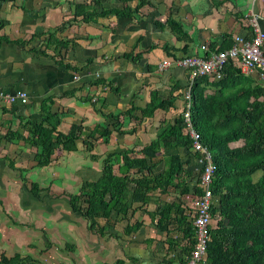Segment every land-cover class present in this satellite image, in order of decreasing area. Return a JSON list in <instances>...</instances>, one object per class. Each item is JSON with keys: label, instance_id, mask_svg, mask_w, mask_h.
<instances>
[{"label": "crops", "instance_id": "obj_1", "mask_svg": "<svg viewBox=\"0 0 264 264\" xmlns=\"http://www.w3.org/2000/svg\"><path fill=\"white\" fill-rule=\"evenodd\" d=\"M72 1L85 2L89 9L96 10L106 6H121L120 0H0V90L13 92L20 89L25 90L28 95V102L23 105L19 103L9 105L0 102V159L10 157L13 150L28 147L24 142H21L22 139H11L9 133L22 130V135L27 137L28 132L20 128V123L30 116L35 117L38 115L40 101L52 95V108L58 112H65L67 114L66 122H81L82 120L81 131L85 139L88 138L87 135L89 134L88 141L93 142V130L98 125L108 124L111 129L109 141L106 144L102 142L101 148L108 147L107 145L110 146L112 141L115 140L117 146L123 145L124 148L133 145L136 156L143 157L141 149L149 148L162 130L160 122L171 121L175 115H179L182 109L181 87H186L188 82L187 73L183 69L172 66L163 72H158L157 61L160 58L164 59L176 56L179 52L182 53V45L187 42L177 39L168 28L162 30L155 28L154 21L157 20L163 24V19L167 20L170 15H174L176 17H174V20L180 23L188 33L189 38L191 37V42L187 43V45L191 43L187 49V54L195 51L199 54L197 46L202 43L213 47L221 45L226 47L230 45L231 37L234 34L249 33V26L247 29L242 22L247 20L246 17L249 14H257L264 26V0H148L150 5L142 6L141 10L134 14L129 23H120L119 19L123 18L117 19L113 16L97 18L94 22H84L79 17L74 19L73 10L70 6ZM132 5H134V1ZM63 23H65L64 27ZM58 26L62 28L57 30L55 37L60 40L67 39L71 41L67 46L61 48L59 57H64L70 65L74 64L76 67L87 69L90 75L95 73L99 69L98 67L105 65L102 63L104 61H99L100 56H97L99 52L103 54L109 52L112 55L114 54L113 56L116 55L117 49H120L119 53L121 54L128 52V49L126 50L123 45V41L107 43L108 46L105 49L107 52L98 49L103 40L106 42L104 36L111 34L112 31L109 27H113L112 29L117 36L120 35L118 39L125 38L124 35H134V59L132 60L134 65H128V75L123 77V79L126 78L128 81H132V85L124 88L118 86L120 84L114 79V76H108L111 71L109 69L111 67L110 63H108L110 67H106V71L101 75L105 84H94L96 79H93L92 76L87 77L86 74L80 81H74L72 77L75 72L72 73V70L59 66L51 57L54 53L55 41H50V46H47V44L45 46L47 36L44 33L54 31ZM34 34L37 36L32 37ZM4 37H6V40H4ZM224 37L225 39H223ZM24 39L28 41L24 44L18 42V40ZM108 42L110 41L108 40ZM91 44L96 45L93 53L88 47ZM40 50L46 51V55L40 53ZM182 55L186 54L182 53ZM117 59L120 60L119 57ZM87 60H91V62L87 63ZM82 69L78 73H82ZM238 72L240 71L238 70ZM253 73L243 74L252 75ZM255 79L257 82L259 77L256 76ZM79 82L83 84L82 89ZM177 85L180 86V90L173 92L174 107L176 109H157L152 117L144 118L141 121H128L126 119V121H123V125H127V127L134 125V134H122L118 139L114 137L113 134L116 132L114 133L112 130L113 123L108 122L104 118V114H116V112L131 105L139 108L144 107L149 102L153 91H157L161 99H166L172 86ZM56 86L61 87L60 91L54 92V90H57L55 89ZM69 91L72 92L71 95H68L67 92ZM92 95L99 96L97 103L89 101ZM96 109H98V112ZM171 110H174V112L171 113ZM79 112L83 113V118L78 115ZM134 114H139V111H134ZM78 117L82 119L80 120ZM118 125L117 123L115 126ZM98 139L102 140L101 138ZM242 144L243 140L233 142L230 146L238 147ZM79 145L82 146V149L78 151L83 157L86 148L85 146L83 148V143L80 144L79 142ZM103 149V152L100 151L102 155L108 152L106 148ZM162 150L163 147L161 146L153 157L146 158L147 164L157 162L153 170L154 174L161 173L164 168L163 158L160 155ZM178 150L181 157L185 158L186 152L181 148ZM93 154H97L96 151ZM70 155H73V153L63 155L58 163L49 165L48 170L53 168L54 165L59 167L62 163L63 167L61 166V168L65 169L68 176L66 179H70L74 174V169H76L75 165L69 166L68 163L66 164V158H71ZM84 161L85 163L82 162L84 169L88 170L91 167L93 171L98 170V167L94 169L93 164L97 166L100 162L99 159L98 161L84 159ZM86 162L90 164L87 165ZM5 168L8 169V172L2 171L0 173V205L1 201L3 202L2 199H6V202H9L8 206H12L10 201L7 200L8 198L12 199V196H9V190H6L8 185L12 183L10 181L3 182L2 176L12 174L15 179L16 177L20 179V176L18 172L17 174L14 171L10 173L12 169L9 166ZM45 170L44 172H47V169ZM80 170H83L82 166ZM199 170L198 160L196 158L191 159L184 164L183 170H181L183 172L181 173L185 174L182 180H190L192 186L198 179ZM187 172L191 173L190 177L187 176ZM59 174V170L56 171V169H52L51 174L47 172L50 178L48 183L53 185L52 179L62 177ZM31 175L35 176L32 181H37L38 173L34 171ZM137 175L139 173L136 174V177ZM77 176L84 177L80 174ZM180 177L176 176L175 180L177 181ZM16 180L18 181V179ZM54 181V185L61 189L59 180L55 179ZM177 196V192L170 187L165 188L163 193L155 191L147 195L149 200L147 199L143 210L137 207V210L134 211V233L131 236L129 235L130 237H125L130 239V242L134 240V243L127 241L119 232L116 236L115 234L113 236H109V234H91L89 231L62 219L59 217L58 212L53 215L46 212V210H40L38 214L32 215L28 214L27 210L20 208L18 210L17 207H15L16 209L8 208L11 210L10 213L1 212L0 208V247L2 245V251L9 255L15 253L16 249L17 252H22L23 255L29 254L40 260V262L41 260L48 261L46 260L48 254L44 255V252H40L42 249L41 244L45 243L44 238L38 242L32 241L30 236L35 233L32 229L9 222L12 217L18 221L20 217H26L25 221L28 218L31 219L29 225H35L33 221L39 223L37 227L43 228L47 237L52 234L53 240L51 241L49 238L52 244L51 247L56 246L57 252L60 250L66 251V244L73 245V250L66 251L68 257L59 261L61 264L65 262V264H114L115 261H119L116 264H165V261L171 264L183 262L185 264L189 252H185L183 249L185 250L187 240L181 238L178 232L174 230L168 234L159 232L155 226L157 217L151 220L152 217L148 214V212L155 209L157 204L171 203ZM184 200H186V206L190 207L191 205L192 208L194 200L192 191L184 195ZM16 202V200L13 201L17 205ZM139 203H135L134 206ZM144 210L147 213L143 212ZM185 214L188 217V213ZM190 214L193 216L191 211L188 218L191 220L192 225L193 218L190 217ZM48 217H53V219H50L51 222L48 221ZM124 222L127 223V221ZM136 223H140V226H137ZM17 228L29 235V238L21 240L20 245H18V247L25 248L24 250L15 246L18 240H15V245H11L8 240V236ZM62 229L67 230L66 234L69 237H62L60 234ZM171 239H176L177 242L172 244V248L169 250L168 241ZM53 256L57 257L56 253ZM52 264L55 263L52 262Z\"/></svg>", "mask_w": 264, "mask_h": 264}, {"label": "trees", "instance_id": "obj_2", "mask_svg": "<svg viewBox=\"0 0 264 264\" xmlns=\"http://www.w3.org/2000/svg\"><path fill=\"white\" fill-rule=\"evenodd\" d=\"M120 1V7L106 6L98 10L89 9L85 2L72 1L70 6L74 19L79 17L84 22H94L97 18H109L110 16L117 19H131L141 10L142 6L150 5L148 0ZM133 1L134 5H132ZM157 23L156 26L161 29L167 24L177 39L185 40L187 43L191 42V37L189 38L183 26L171 17L166 20L165 24ZM64 25L65 23H63V27ZM59 28L62 27L58 26L54 31L44 33L47 36L45 46L46 44L50 46V41L54 40L52 59L64 69L68 68L72 70V73L75 72L72 79L80 81L85 75L78 73L82 67L70 65L64 57H59L61 48L71 42L55 37ZM34 36L37 35L34 34L32 37ZM27 41L26 39L18 40L21 44ZM230 45L226 47L221 45L219 48L225 49ZM185 48L184 45L182 49ZM204 50L206 52L204 58H208L211 50ZM39 52L46 55L44 50ZM121 56L124 59L131 58L133 60L134 51L125 52ZM90 62L91 60H87V63ZM183 70L188 75V70L184 68ZM238 70L237 62L229 59L219 71L215 72H221L220 77H215V79H209L207 76L197 77L192 84L188 83L191 86L190 114L193 127L200 135V142L210 152L214 165L211 182L213 199L210 207L212 218L208 230L209 240L204 264H264V78H260L261 71L259 69H254L252 75L240 73ZM75 75L80 76L79 79H75ZM255 75L259 77L257 82ZM94 82L96 85L105 84L101 77L96 78ZM79 83L82 89L83 84ZM178 90H180L179 85L172 86L166 99H161L158 92L153 91L149 102L144 107L139 108L131 105L116 114L107 113L103 116L108 122H112L114 127L117 123L121 124L119 118H126L128 121H141L144 118L152 117L157 109H176L173 92ZM67 93L68 95L72 94L70 91ZM180 95L183 97V91ZM89 101L97 103L99 96L92 95ZM17 103L19 102L5 104ZM52 104L53 95L45 97L40 101L39 114L35 117L30 116L20 123V128L27 130V137L22 135V130L9 133L11 139H22L21 142H24L28 148L32 146L36 149L33 156L35 161H33L40 168H46L53 164L52 156L55 149L62 150L61 152H64L65 155L71 153L74 155L77 150L82 149L79 142L83 143V148L85 146L88 153L90 152L89 143L90 146H93L91 141H88L89 134L88 138L83 140L82 123L80 121L66 122L67 114L56 111L52 108ZM134 111H139V114H134ZM160 128L162 130L157 135L158 138L150 144V147L141 149L143 157L136 156L133 145L129 148L104 153L101 155L99 164L101 169L99 177L95 180H85L78 188L77 194L67 195V198L57 201L62 200L67 206L66 210L79 214L83 218V229L91 234L105 235L110 233H105L104 228L107 227L106 224L111 218V213L116 212L115 219L120 220L119 217H121L123 222H128L137 207L143 210V206L147 203V195L155 191L163 193L165 188L170 187L177 192L178 196L171 203L157 204L155 209L148 214L152 217L151 220L157 217L155 226L159 232L168 234L174 230L181 238H185L187 241L183 251L188 252L194 244V229L188 217L191 211L193 216L190 214V217L194 218L195 207L186 206L184 195L189 194L190 191L194 197L204 193L205 188L200 181L204 165L201 163L198 179L192 186L190 180H182L185 174L183 175L181 170L185 163L195 158L199 160L202 156L193 150L192 138L189 137L183 126L180 113L178 116L175 115L171 121L160 122ZM115 132L118 136L126 133L131 135L135 132V126L122 128L121 124L116 127ZM93 133L92 139L102 138L106 144L109 141L111 129L108 124L98 125ZM241 140H243L241 146H230L231 143ZM161 146L163 150L160 155L163 158L164 168L161 173L154 174L153 170L157 162L147 164L146 158L153 157ZM179 148L186 152L185 158L181 157ZM89 156L93 159L98 157L95 154H89ZM114 165L121 169L119 174L114 172ZM8 166L12 171L18 172L23 183L27 169L16 167L13 162ZM259 171L260 175L254 180L253 175ZM137 173L139 175L136 177ZM176 176L181 177L176 181ZM187 176L190 177L191 173L187 172ZM32 184L33 188L30 189L32 196L38 201L45 202L44 194L47 193L45 197L50 196L49 186L52 189L53 185L49 184L48 186L36 181H32ZM130 184H133L131 189L129 188ZM107 197L109 201L118 206L112 208ZM135 203L139 204L134 206ZM143 212L147 213L146 210ZM185 213H188V217ZM11 219L14 225L28 227L16 219ZM48 219L51 222L50 219L53 217H48ZM139 224L136 223L137 226H140ZM39 229L45 231L41 227ZM134 230V224H129L122 229V233L131 235ZM43 234L45 235V233ZM49 238L51 241L53 240L52 234L50 237L46 235L44 237L43 246L47 250L52 245ZM176 242V239L168 241L169 250ZM65 246V249L73 250V245L66 244ZM44 249H41L40 252H45ZM117 262L119 261H115L114 264ZM0 264L42 263L29 254L23 255L16 252L11 255L1 253ZM165 264L171 263L165 261ZM180 264H184V262Z\"/></svg>", "mask_w": 264, "mask_h": 264}, {"label": "rangeland", "instance_id": "obj_3", "mask_svg": "<svg viewBox=\"0 0 264 264\" xmlns=\"http://www.w3.org/2000/svg\"><path fill=\"white\" fill-rule=\"evenodd\" d=\"M172 16L170 15V17L174 20L176 17L174 15H172ZM252 18H254V20H255L254 24H255V27L257 29V32L262 34L261 43L259 45V51H260V58H262L264 60V26L261 24L262 20L259 19V17H256L255 15H253V13H252V14L248 15L247 20H243L242 22L244 23L245 27L248 29V26H250L249 21ZM119 21H120V23H129L131 21V19L123 18V19H119ZM162 21L164 22L163 24L166 23L165 19H163ZM157 22H158L157 20L154 21L155 28L157 27L156 26L158 24ZM108 26H110V25H108ZM109 28H110V30L112 32H111L110 35L104 36V38L106 39V42H104V40H103V42L100 41L102 44H100V48L97 47L99 50L107 52V51H105V49L108 46L107 43H111V42L114 43L116 41H123V45L125 46L126 50L128 49V51H131V50L134 49V35H132V36H128V35L125 36L124 35L125 38L118 39V37L120 35L119 36L116 35V33L112 29L113 27H109ZM164 28H168L167 24L164 25ZM158 29L162 30L161 28H158ZM170 32H172V31L170 30ZM75 38H76V36H75ZM128 38H129V40L127 41ZM256 38H257L256 34L253 31L252 32L249 31V33H247V34H234L231 37V40L233 39L235 41L233 46H232L231 51L235 52L234 56H235V58L238 59L239 62L242 61V56H243L242 51H247L248 48H252L254 46L252 44L254 43ZM223 39H225V37ZM108 40L110 42H108ZM246 42H248V43H246ZM184 45H185L186 49H183L182 53H184L186 55H182V53L179 52L178 55H176V56L167 57V58H164V59L160 58V60L157 61L158 65L159 66L162 65L164 69L160 70L159 67H157L158 72H163L164 70H166V69H168L169 67H172V66L179 68L178 62L181 61V58H185V57H188V56H192V57L197 56V57L204 58L206 56V52H205L204 49H210L211 50V56L218 55L220 51L227 50L226 48L225 49H220L219 48L220 46L219 47H213V46H210L208 44L202 43V44H199L197 46L198 50H199V54L196 55L197 53L195 51V52H192L191 55H190V54H187V52H188L187 49H188L189 45H187V43H184L182 46H184ZM88 47L92 50L91 53H93L94 52L93 50L96 48V45L95 44L94 45L91 44V45H88ZM117 50H116L117 52H116L115 56H113L114 54L112 55L109 52H107L108 54H103V53L99 52V54L97 55V56H100L99 61H104L102 63H104L105 65L102 66V67H98L99 69H97L96 72L91 74V75H89L90 72L87 71V69L86 70L85 69L82 70V73L86 74L87 77L88 76H92L93 79H96L98 77H101V75L104 74V72L106 71L105 68L106 67H110V65L108 64V63H110L111 67L109 69L111 71H110L108 76L109 77L110 76H114V79L116 81H118V83L120 84L118 86H120L122 88H124L126 86L129 87V85H132V81H130V80L128 81V79H126V78L123 79V77L128 75V72H127L128 71L127 70L128 69L127 68L128 65L131 64L133 66L134 62L132 61L131 58H129L128 60L127 59H123L121 57L122 54L119 53L120 49H117ZM118 57H119L120 60L117 59ZM209 57H210V55H209ZM254 57H256V56L254 55ZM175 61H176V63H175ZM199 61L201 62V60H199ZM255 62L256 63H260V61L258 62V60H255ZM207 63L209 65V70L211 71L214 68H216L217 66L222 65V60H221V57L216 56V57H213L210 60H208ZM101 64H99V65H101ZM90 71L94 72L93 70H90ZM114 73H115V75H113ZM79 77L80 76L75 75V79H79ZM209 79H212V78L209 77ZM187 80H188V82H187L186 87L181 89V93H182V90H183L182 109L184 107V101H183L184 100V94H185L186 90L189 88V85H188V83L190 82L189 72H188V75H187ZM58 85L61 86L60 84H58ZM59 86L55 87V89H57V90H54V92L55 91H60L61 87H59ZM1 93L3 95L4 94H8V91H2L1 90L0 94ZM3 95H0V102H5V99H4ZM30 102H32V101H30ZM182 109H181V111H182ZM172 111L174 112V110H171V113H172ZM181 111H180V115H181ZM78 115L82 116V118H83V113L79 112ZM82 118L78 117V119H80V120ZM73 119H75V118H73ZM119 119H120V122L122 124V128H126L127 125H123V121H126V118H119ZM121 124H119V126ZM115 129H116V126H114L112 128L114 133H115ZM93 132H94V130H93ZM113 135L117 139H118V137H121V136H118L116 133L113 134ZM83 139H85V136H83ZM117 139H116V141H117ZM95 140L93 142L91 141L93 146H90V143H89L88 147H89V151L91 152V154H93L96 151L97 154H95V155L98 156L97 158H94V159L90 158V156H89L90 152L88 153L85 149H84V156H83L84 158L80 155L78 150L74 153V155H70L71 158H66L67 159L66 164L68 163L69 166L70 165H75V167H76V169H74V174L72 175V177L69 176V177H71L70 179L69 178L66 179V177H68V176H67V173H66L65 169L61 168V166L63 167L62 163H61V165H59V167H58V165H54V167L49 169V170H48L49 165L46 168H40L37 165H35V162H34L35 160H34L33 156L36 153L35 152L36 149L33 148L32 146L30 148L24 147V148H22L20 150H18V149L13 150V153L11 154L10 157H6L5 159H0V160H2V162H0V173L2 171H7L8 169H6L5 167H7L9 164H12V162L13 163L15 162L14 165L16 167L27 169V170H25L26 171L25 172L26 178H25V181L23 183L21 182V180L19 178L16 177V179H18V181H17L15 179V176L12 175V174H10V176H2L3 182L5 181V183H7L8 181H10L12 183V184H9L8 187L6 188V190L7 189L9 190V196H12V199L11 198L7 199V200L10 201L12 206H8L9 202H6V199H2L3 202L1 201V205H0L1 212L10 213L11 210L8 209V208L16 209L15 207H17L18 210H19V208L22 209V210H27L28 214L30 213L32 215L33 214H38L40 210L41 211L42 210H46V212L51 213L53 215L57 214V212H58L59 213V217H61L62 219H64L67 222L73 223V224L83 228V226H84L83 218L79 214L71 213V212L68 211V209L66 210L65 208L67 206L64 205V202L62 200H60V201H57V200L58 199H63V198L65 199V198H67V195L77 194V192L79 190L78 188L83 184L85 179L95 180V179H97L99 177V175L101 173V169H100V165H99L100 162L98 163L97 166H96V164H93L94 169H95V167H98V170L95 169V171H93L91 169V167L88 168V170H86V169H84L83 164H82V162L85 163L84 159H89V161H94L96 159L98 161V159H99V161H101L102 153H100V151L103 152L104 151L103 148H106V150H108V151L124 149L123 145L122 146H120V145L117 146L115 140L112 141L110 146L107 145L108 147H102V148H101V143L103 142V140H100V139H95ZM80 144H82V142H80ZM61 151L62 150H60V149H57V150L55 149V151L53 153V156H52V160H53L54 164L58 163V161L61 159V157L63 155H65L64 152H61ZM86 164L89 165L90 163L86 162ZM81 166H82L83 170H80ZM36 168H38V169H36ZM68 168H71V167H68ZM45 169H47V172L50 173V174L52 173V169H56V171L59 170V172H60L59 175H61L62 177L54 178V179H52V181H53V185H54L55 184L54 180L55 179L59 180L58 182H60V185L62 187L61 189L57 188L55 185L52 187V189L50 188L49 184L52 186V183H48V180H50V178L47 175V172H44V171H46ZM34 171L38 173V177H36L37 178L36 182L37 183L40 182V183H43V184L46 183V185L49 186V191H50L49 195L50 196L47 195L45 197V194H47V193L44 194L43 199H44L45 202L38 201L36 198H34L32 196V194L30 192V189L33 188L32 180L35 179V176L31 175ZM114 172L116 174H119L121 172V169L117 165H114ZM10 173H13V171L11 170ZM14 173L17 174V171H14ZM79 174L84 176V177L77 176ZM259 175H260V171L253 175V179L255 180L256 177L259 176ZM22 186L24 188H21ZM129 188L130 189L133 188V184H130ZM54 191H55L56 194L54 193ZM62 191H65V192L67 191V193H63ZM7 192H6V194H7ZM22 192H23V194H22ZM54 197H57V198H54ZM106 199L109 201L108 197ZM15 200L17 201L16 202L17 205L15 203H13V201H15ZM109 202H110V206L112 208L114 206H118L116 203H114L112 201H109ZM114 217H116V212L111 213V218L109 219L108 224H106L107 227L104 228L105 233L110 232V233H108L109 236H110L111 234H116L118 232V230H119V233L122 234L121 236L123 238L130 237L131 235L127 236V234L122 233V229L125 228L129 224H132V225L134 224V213H133V216L132 215L130 216V219H128L127 223L123 222V218H121V217H119L120 220H117L118 218L115 219ZM25 218L26 217H20L19 218V222L22 223V224H26L30 229H32L35 232V233H33L30 236V239H32V241H36V242H38L40 239H43L45 237V235H46V231L40 230L39 227H37L39 225V223H37L36 221H33V223L35 225H29L28 223L31 221V219L28 218L27 221H25ZM13 219H15V218H13ZM9 222L12 223V219ZM66 232H67V230L62 229V232H60L62 237H64V238L69 237L68 234H66ZM43 233H45V235ZM27 238H29V235L26 234L23 230H21L19 228H17L14 232H12L8 236V240H9V243L11 245H15V243H16L15 240L16 241L18 240V242L15 245L16 247H18V245H20L21 240H25ZM125 239L130 242V239H127V238H125ZM130 243H134V240L133 241L131 240ZM41 246H42V249H44V246L42 244H41ZM193 246H194V244H192V247ZM2 248H3V246L1 245L0 254L1 253H5L4 251H2ZM18 248H20L22 250L25 249L23 247H18ZM44 250H45V252H44L45 254L44 255L48 254V257H46V260H48V261L44 262V261L41 260L42 264H52V262L55 263V264H61L59 261L64 259V258H67L68 256H67L66 253L68 251H70L69 249H65L67 252L66 251H61V250L57 252L56 251V246H52L50 249H48V250L44 249ZM16 252H17V250L15 249V253ZM54 253H56L57 257L53 256ZM5 254H7V253H5ZM11 254H14V253H11ZM7 255H9V254H7ZM69 255L72 256L71 254H69ZM89 258H91V257H89ZM89 258H87V260H89Z\"/></svg>", "mask_w": 264, "mask_h": 264}, {"label": "built area", "instance_id": "obj_4", "mask_svg": "<svg viewBox=\"0 0 264 264\" xmlns=\"http://www.w3.org/2000/svg\"><path fill=\"white\" fill-rule=\"evenodd\" d=\"M258 17L257 14H253ZM248 17V16H247ZM246 17V18H247ZM254 18L250 19V31L256 34V40L252 45V48H248L247 51H242V61L239 62L237 58H235L234 51H231L232 46L234 44V40L232 39V43L230 47L226 48L227 50L220 51L218 55L211 56L208 58H201L197 56H188L185 58H181V61L178 62V66L181 68L187 69L189 72L190 83L192 84L195 78L199 77H220L221 72L219 69L225 64L227 60H235L237 62V67L242 73H250L254 69H259L261 71L260 77L264 78V60L260 58L259 45L261 43L262 34L257 32V29L254 24ZM248 43V42H246ZM254 55L256 57H254ZM221 57L222 65L217 66L213 70H209L208 60L213 57ZM201 60V62L199 61ZM255 60L260 61V63H256ZM176 63V61H175ZM160 70H163V66H159ZM190 88L186 90L184 94V107L181 111L183 126L186 128V131L190 138H192V148L194 151L201 154V158L198 160L200 165L201 163L204 165L203 171L200 175V181L202 186L205 188L204 193L201 195H197L194 197L192 202V206L195 207V216L192 221L193 229L196 234V239L194 240V246L189 250L187 255V260L185 264H204L205 261V252L207 248V242L209 240L208 234V225L211 222V212L210 206L213 199V193L211 191V182H212V174L214 170V165L212 163L210 152L204 147V145L200 142L201 138L199 133L194 129L191 114H190V105H191V97H190ZM1 91V90H0ZM0 95H3L2 93ZM4 103H26L27 101V93L24 90H17L13 93L8 92V94H4Z\"/></svg>", "mask_w": 264, "mask_h": 264}, {"label": "bare ground", "instance_id": "obj_5", "mask_svg": "<svg viewBox=\"0 0 264 264\" xmlns=\"http://www.w3.org/2000/svg\"><path fill=\"white\" fill-rule=\"evenodd\" d=\"M212 203V202H211ZM211 207V206H210ZM209 226L210 224L208 225V230H209ZM196 239V234H195V231H194V240Z\"/></svg>", "mask_w": 264, "mask_h": 264}, {"label": "clouds", "instance_id": "obj_6", "mask_svg": "<svg viewBox=\"0 0 264 264\" xmlns=\"http://www.w3.org/2000/svg\"><path fill=\"white\" fill-rule=\"evenodd\" d=\"M231 43H232V40H231ZM229 47H230V46H229ZM179 68H180V69H183V68H181L180 66H179ZM188 252H189V251H188ZM205 255H206V252H205ZM205 261H206V260H205Z\"/></svg>", "mask_w": 264, "mask_h": 264}]
</instances>
